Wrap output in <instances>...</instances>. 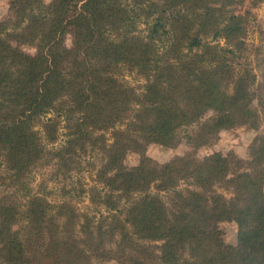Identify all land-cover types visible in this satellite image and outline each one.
<instances>
[{
  "label": "trees",
  "instance_id": "trees-1",
  "mask_svg": "<svg viewBox=\"0 0 264 264\" xmlns=\"http://www.w3.org/2000/svg\"><path fill=\"white\" fill-rule=\"evenodd\" d=\"M234 2L10 1L0 21V156L10 186L26 199L0 198V264H264V135L247 160L195 152L222 130L258 129L264 118V96L260 112L251 107L257 76L234 67L246 34L244 17L229 8ZM139 22L144 34L136 32ZM122 71L142 76V89L120 81ZM209 111L214 117L202 121ZM49 113L54 119L41 121ZM61 118L65 143L43 146L34 125L41 122L54 141ZM193 125L187 140L194 152L166 163L147 156L152 144L176 147ZM89 149L101 163L95 184L82 192L107 214L31 194L38 165L65 178ZM129 153L140 155L134 167L124 163ZM152 185L169 194L168 204ZM222 222L237 225V245L225 242Z\"/></svg>",
  "mask_w": 264,
  "mask_h": 264
},
{
  "label": "rangeland",
  "instance_id": "rangeland-1",
  "mask_svg": "<svg viewBox=\"0 0 264 264\" xmlns=\"http://www.w3.org/2000/svg\"><path fill=\"white\" fill-rule=\"evenodd\" d=\"M11 0H0V21L7 18L9 14V3ZM128 3L133 4V0H126ZM51 0H45V3H49ZM232 13L241 15L245 19V48L243 51L237 52L234 62L236 71L247 67L249 70L257 76L256 82L252 84L251 91L254 95L251 107L259 111V98L264 96V89L261 91V85L263 84L264 74V0H235V2L229 7ZM146 26L139 22L137 24V31L142 34L145 33ZM206 41L213 45L219 44L222 47H227L224 38L213 39L207 38ZM73 37L69 32L66 35L65 45L70 48L72 46ZM27 53H35V48L31 46L23 47ZM118 79L124 81L131 87L141 90L145 84V80L142 76L137 75L134 72L122 71L118 74ZM260 112V111H259ZM54 113H49L47 116H43L41 121H47L48 119H54ZM214 117V113L209 111L205 114L202 121H207ZM262 119L260 127L258 129L249 128L248 126L241 125L229 130H222L218 137L214 140L212 145H203L193 148V144L188 142V134L194 133L198 128V125L189 126L183 129L180 133V140L178 145L174 148L165 147L161 145H149L147 148V156L152 158L158 163H166L176 157L177 155H184L189 151L195 149L196 157L202 159L214 152H219L223 155L234 154L238 158L247 160L249 158L250 147L257 135H264V118ZM61 118L57 123V135L56 140L51 141L46 136L42 123L34 125L33 129L39 133L42 145L47 148H59L66 141V122ZM106 137L112 142L111 131L106 133ZM87 154H83L81 157V165L78 169L67 175L65 178L62 176L54 175L52 166L47 163L38 165L32 174L30 175V189L31 194L41 195L48 198L51 203H60L64 200L71 201L79 210L80 213H87L88 215L107 214L108 210L104 206H97L89 199L87 192L83 193V190H88L95 184V172L94 166L100 165L101 154L99 151H90ZM0 156V198L6 194H10L13 198L24 200V191H17V187L10 186V179L6 173L5 160ZM140 161V155L137 153H129L124 159V163L128 167L136 166ZM91 164V165H90ZM93 165V168H92ZM4 176V177H3ZM187 182H181L180 188L187 187ZM217 192L222 194L226 199L233 197L231 190L224 187L217 186ZM193 188V187H192ZM152 194H158L167 204L169 202V194L166 192H158L159 190L152 185ZM66 194H65V193ZM220 231L222 232L225 242L229 245H237L238 229L234 222H222L220 224ZM108 264H116L109 262Z\"/></svg>",
  "mask_w": 264,
  "mask_h": 264
}]
</instances>
